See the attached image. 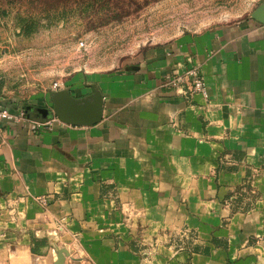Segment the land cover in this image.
<instances>
[{"label":"crops","instance_id":"1","mask_svg":"<svg viewBox=\"0 0 264 264\" xmlns=\"http://www.w3.org/2000/svg\"><path fill=\"white\" fill-rule=\"evenodd\" d=\"M193 67L207 100L166 85ZM65 84L100 92V123H37L24 105L51 109L48 93L0 96L24 113L0 123V264H264V25L181 35ZM251 178L254 196L225 205Z\"/></svg>","mask_w":264,"mask_h":264},{"label":"rangeland","instance_id":"2","mask_svg":"<svg viewBox=\"0 0 264 264\" xmlns=\"http://www.w3.org/2000/svg\"><path fill=\"white\" fill-rule=\"evenodd\" d=\"M262 1L0 0V96L30 103L76 75L129 70L181 35L251 20ZM254 194L251 178L225 205ZM188 238L187 230L174 232L170 245L177 250Z\"/></svg>","mask_w":264,"mask_h":264},{"label":"water","instance_id":"3","mask_svg":"<svg viewBox=\"0 0 264 264\" xmlns=\"http://www.w3.org/2000/svg\"><path fill=\"white\" fill-rule=\"evenodd\" d=\"M251 20L264 25V0L251 12ZM131 69V68H129ZM92 92L75 98L68 90L50 91L51 109L27 106L26 117L37 123H46L56 118L60 123L70 126L90 127L101 122L103 102L100 92L91 86ZM64 257L55 264H64Z\"/></svg>","mask_w":264,"mask_h":264},{"label":"built area","instance_id":"4","mask_svg":"<svg viewBox=\"0 0 264 264\" xmlns=\"http://www.w3.org/2000/svg\"><path fill=\"white\" fill-rule=\"evenodd\" d=\"M166 85L174 89L177 93L184 96L198 94L204 100H207L208 98L203 77L197 67L190 68L183 74H173L167 77ZM61 88L62 85L60 83H53L50 90L58 91ZM23 118V112H20L17 115H12L6 109L0 106V123L3 120H13L15 122H19ZM37 201L42 205H46L47 203L46 197L38 198Z\"/></svg>","mask_w":264,"mask_h":264}]
</instances>
